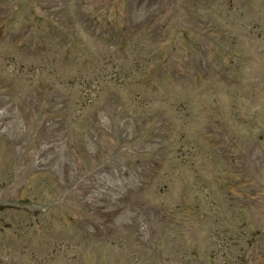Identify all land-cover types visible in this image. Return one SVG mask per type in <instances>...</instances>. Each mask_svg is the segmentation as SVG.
Masks as SVG:
<instances>
[{
  "label": "rangeland",
  "instance_id": "1",
  "mask_svg": "<svg viewBox=\"0 0 264 264\" xmlns=\"http://www.w3.org/2000/svg\"><path fill=\"white\" fill-rule=\"evenodd\" d=\"M177 1L0 0V264H264V0Z\"/></svg>",
  "mask_w": 264,
  "mask_h": 264
}]
</instances>
